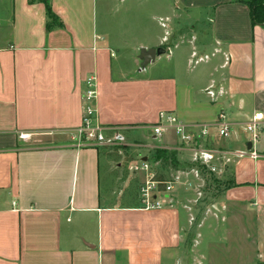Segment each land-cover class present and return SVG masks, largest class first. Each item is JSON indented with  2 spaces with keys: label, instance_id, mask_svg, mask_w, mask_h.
<instances>
[{
  "label": "crops",
  "instance_id": "1",
  "mask_svg": "<svg viewBox=\"0 0 264 264\" xmlns=\"http://www.w3.org/2000/svg\"><path fill=\"white\" fill-rule=\"evenodd\" d=\"M249 1L50 0L53 20L39 0H0V264H249L243 241L264 264V134L252 142L244 130L264 114V25ZM118 4L130 30L114 37ZM159 47L147 63L143 52ZM92 75L100 124L175 154L179 179L160 207L106 206L102 148L71 142ZM162 112L209 127L204 144L222 152L214 175L227 185L216 199L198 200L175 131L155 138ZM124 150L134 162L138 150Z\"/></svg>",
  "mask_w": 264,
  "mask_h": 264
},
{
  "label": "built area",
  "instance_id": "2",
  "mask_svg": "<svg viewBox=\"0 0 264 264\" xmlns=\"http://www.w3.org/2000/svg\"><path fill=\"white\" fill-rule=\"evenodd\" d=\"M162 26L166 28V23H162ZM168 35V33H167ZM167 35L164 38L167 42ZM208 93L215 97V93L212 90H208ZM97 78L95 75L90 76L86 80V89L83 95V115L81 125L71 133V142L77 148L82 147H95L104 148L117 146L120 136V128H107L99 123L98 109H97ZM218 133L220 137L226 138L232 131L230 123L227 122L225 114L221 113L218 116L216 122ZM155 138L161 137L169 129H173L179 138L181 147L186 149L192 154V162L194 168L191 170V174L200 181L204 178L202 174L216 173L217 165L224 160L223 154L220 150L214 147H210L207 143L210 137V129L208 126H187L175 115L170 113H160L159 122L151 127ZM244 130L251 136L252 142H257L264 134V114L256 113L249 122L245 124ZM108 131L115 132V137L109 139L105 136ZM30 134H20L19 137L22 140L30 138ZM253 158H257L258 154L255 151L251 152ZM140 169L145 170L149 168V165L143 163L139 166ZM150 176V175H149ZM151 176L147 188H144L145 193L144 203L145 208L160 207V203L157 199L159 195L169 194L175 189L176 182L168 184L165 189H158L159 182L152 180ZM157 191L156 195L151 196V192Z\"/></svg>",
  "mask_w": 264,
  "mask_h": 264
},
{
  "label": "rangeland",
  "instance_id": "3",
  "mask_svg": "<svg viewBox=\"0 0 264 264\" xmlns=\"http://www.w3.org/2000/svg\"><path fill=\"white\" fill-rule=\"evenodd\" d=\"M114 10L116 12L117 18L113 22V35L114 37L122 35L125 31H129L130 28L128 25L121 23L119 20L120 14H122L121 6L115 5ZM134 131L131 132H122L120 133V138L117 146L104 147L102 148V159L105 161V166L103 167V172L107 175L104 181L103 193H104V204L106 206H139L144 207V197L145 193L144 188H147L151 176L158 183V189H165L168 184L177 182L179 179L178 173L173 171V167L170 162L164 161L161 158H158L156 155V147L147 149L144 146L148 143L146 139H140L137 136H134ZM105 136L109 139L115 137V132L108 131L105 133ZM132 143L128 147H125L126 144ZM125 148L131 150H138L136 152L137 157L134 162L128 163L123 160L122 153H125ZM122 150V151H121ZM159 150V149H158ZM145 156V157H144ZM144 158H147L144 161ZM123 160V162H122ZM143 163L149 165L148 169L142 170L139 168ZM202 174L204 180L197 182L194 186V193L197 192V198L199 201L206 199H216L227 185L222 183V181L217 180L216 176L213 173ZM150 175V176H149ZM127 179H130L132 186L129 189H124V184ZM189 185V184H188ZM124 190V191H123ZM123 192V193H122ZM152 195H156L157 191L153 190ZM212 202V200L210 201ZM196 216V221L194 223L200 222L198 215ZM246 234H244L245 236ZM195 239V232L191 231L188 235L187 248H185V256H190L191 247L195 244L193 242ZM242 259L246 261L249 260V264H256L253 262L254 250L251 246L247 245L246 242L242 243ZM229 256H232L233 252H227ZM190 264V263H189Z\"/></svg>",
  "mask_w": 264,
  "mask_h": 264
},
{
  "label": "trees",
  "instance_id": "4",
  "mask_svg": "<svg viewBox=\"0 0 264 264\" xmlns=\"http://www.w3.org/2000/svg\"><path fill=\"white\" fill-rule=\"evenodd\" d=\"M46 6L47 16L50 19H56V15L52 11L50 0H39ZM250 7V15L253 25H264V0H250L248 2ZM158 158L172 163L176 167V157L174 153H168L165 150L155 151Z\"/></svg>",
  "mask_w": 264,
  "mask_h": 264
},
{
  "label": "water",
  "instance_id": "5",
  "mask_svg": "<svg viewBox=\"0 0 264 264\" xmlns=\"http://www.w3.org/2000/svg\"><path fill=\"white\" fill-rule=\"evenodd\" d=\"M166 50L163 47H159V48H152L147 52H143V58L146 60L147 63L153 61L156 56H160L162 54H165Z\"/></svg>",
  "mask_w": 264,
  "mask_h": 264
}]
</instances>
